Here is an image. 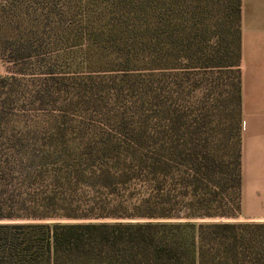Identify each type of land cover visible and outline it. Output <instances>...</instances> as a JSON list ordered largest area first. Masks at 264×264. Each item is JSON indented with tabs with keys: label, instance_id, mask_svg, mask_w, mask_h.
<instances>
[{
	"label": "trees",
	"instance_id": "1",
	"mask_svg": "<svg viewBox=\"0 0 264 264\" xmlns=\"http://www.w3.org/2000/svg\"><path fill=\"white\" fill-rule=\"evenodd\" d=\"M240 40L241 0H0V264H264Z\"/></svg>",
	"mask_w": 264,
	"mask_h": 264
},
{
	"label": "crops",
	"instance_id": "2",
	"mask_svg": "<svg viewBox=\"0 0 264 264\" xmlns=\"http://www.w3.org/2000/svg\"><path fill=\"white\" fill-rule=\"evenodd\" d=\"M241 214L264 221V0H241Z\"/></svg>",
	"mask_w": 264,
	"mask_h": 264
},
{
	"label": "rangeland",
	"instance_id": "3",
	"mask_svg": "<svg viewBox=\"0 0 264 264\" xmlns=\"http://www.w3.org/2000/svg\"><path fill=\"white\" fill-rule=\"evenodd\" d=\"M8 69H9L8 66L0 63V76L5 75L8 71ZM238 220H240V218H238ZM240 221H242V220H240Z\"/></svg>",
	"mask_w": 264,
	"mask_h": 264
},
{
	"label": "built area",
	"instance_id": "4",
	"mask_svg": "<svg viewBox=\"0 0 264 264\" xmlns=\"http://www.w3.org/2000/svg\"><path fill=\"white\" fill-rule=\"evenodd\" d=\"M244 127V122L243 121H241V128H243Z\"/></svg>",
	"mask_w": 264,
	"mask_h": 264
}]
</instances>
